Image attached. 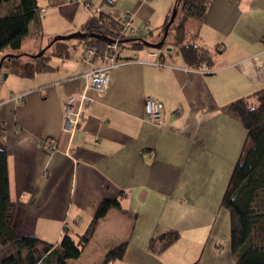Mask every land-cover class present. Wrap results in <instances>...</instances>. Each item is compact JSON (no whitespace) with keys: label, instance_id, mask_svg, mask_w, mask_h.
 <instances>
[{"label":"crops","instance_id":"1","mask_svg":"<svg viewBox=\"0 0 264 264\" xmlns=\"http://www.w3.org/2000/svg\"><path fill=\"white\" fill-rule=\"evenodd\" d=\"M176 3L38 0L48 44L81 31L93 16L117 18L127 12L157 43ZM256 10L264 13V0L211 1L198 36L188 37L217 54L211 72L188 67L179 48L164 55L151 45L124 49L109 69V88L87 91L95 103L74 132L65 128L66 99L86 89L85 73L108 62H84L82 45L76 59L55 65L54 57L51 71L32 78L4 75L0 148L8 154L16 231L52 243L66 233L79 240L100 203L112 199L121 210L108 212L91 241H112L100 249L101 261L109 250L128 243L124 259L111 264H145L143 259L233 264L230 239L222 242L226 226L219 221L223 189L215 184L231 174L247 136L227 107L240 99L254 101L264 89V19ZM48 44H33L21 53H37ZM151 52L161 55L163 65ZM147 97L163 104L161 126L146 119ZM51 141L57 145L54 152L48 149ZM171 231L181 233L179 241L162 254L150 252L151 240Z\"/></svg>","mask_w":264,"mask_h":264},{"label":"trees","instance_id":"2","mask_svg":"<svg viewBox=\"0 0 264 264\" xmlns=\"http://www.w3.org/2000/svg\"><path fill=\"white\" fill-rule=\"evenodd\" d=\"M211 1L177 0V15L169 29V33L172 31L174 35L172 44L179 48L186 65L193 69H208V72L214 70L217 54L188 42V37L198 36ZM10 2L13 5L8 13L0 14V72L6 68L8 73L5 75L15 74L23 78H32L55 69L52 59H69L72 49L78 46L95 48L103 57L108 51L107 43L116 40L120 42L121 52L127 48L139 49L158 44L171 21L169 19L162 28L158 42L152 43L147 38L150 30L140 36L126 35L118 18L102 13L91 17L81 31L54 37L46 48L27 54L18 52L24 41L28 37L37 40L43 38L38 0H0V7ZM72 39L78 41L70 43ZM166 44L167 39L163 48ZM8 49L13 53H7ZM166 53L171 54L169 51ZM226 111L239 120L247 132L221 203L230 214L231 256L233 264H264V89L256 93L254 101L237 100ZM16 209L17 202L10 194L8 154L0 148V247L6 250L4 254L0 252V264H73L72 261L78 260L94 239L108 212L111 209L121 210V204L117 200H103L79 240L66 233L59 243L34 235H20L14 225ZM180 237L178 231L162 234L151 240L149 250L153 254H162ZM127 244L109 250L99 264H111L124 259ZM193 264L203 263L198 260Z\"/></svg>","mask_w":264,"mask_h":264},{"label":"built area","instance_id":"3","mask_svg":"<svg viewBox=\"0 0 264 264\" xmlns=\"http://www.w3.org/2000/svg\"><path fill=\"white\" fill-rule=\"evenodd\" d=\"M123 24V33L130 36H140L148 30L147 26H136L134 24V14L127 12L117 17ZM107 53L101 57L98 50L95 48H87L84 52L82 60L86 63H93L96 58H102L108 62V67L103 69H94L83 75L86 81V89L79 95H72L66 99L65 113H66V125L65 128L69 132H74L78 129L83 121V116L87 110L95 103V98L87 94L88 90H93L97 93L105 92L111 82L109 69L114 67L119 62V54L121 52V46L119 40L107 43ZM151 56L158 58L161 66L162 58L158 53H150ZM4 80V76L0 77V81ZM145 116L146 119L152 122L156 126H161L163 123V104L158 100L147 97L145 100ZM48 149L50 152L57 150V145L53 141L49 142Z\"/></svg>","mask_w":264,"mask_h":264},{"label":"rangeland","instance_id":"4","mask_svg":"<svg viewBox=\"0 0 264 264\" xmlns=\"http://www.w3.org/2000/svg\"><path fill=\"white\" fill-rule=\"evenodd\" d=\"M12 5H13V3H11V2L10 3H4L2 5V7H0V14L6 15L8 13V9L11 8ZM257 6L259 7V5H257ZM254 14L257 15L258 17L259 16H262L263 19H264V13L263 12H260V11H257L256 10L254 12ZM173 36H174L173 35V32L171 31L169 33L168 37H167V44L166 45L168 46L169 49H172L173 52H176L178 50V47L176 45L172 44V42H173ZM47 41H48V39L45 36H43V38L40 39V41L39 40L35 41L32 38H28L27 41H25L23 43L22 48L18 52L26 51L27 48L30 47L31 45H33V44L39 45L40 42L43 43L44 46H46V44H48ZM77 41H78L77 39H75V40L72 39L70 41V43H72V42L73 43H76ZM167 46H165L164 48L158 49L159 52H162V51L165 52L166 49H167ZM6 52L7 53H13L12 50H10V49L6 50ZM76 53H77V49H72V57H70V58H72V59L75 58L76 59ZM58 61L60 62V59L59 58H58L57 61L56 60H53V64H55V65L58 64ZM5 73H8L7 70H6V68H4V69L1 70L0 77L1 76H4ZM233 170L234 169L232 168V165H231V174L228 177H226V179H224V181H222V183H218L217 185L215 184V187L216 188H219V187L222 186V189H223V193H222V196L220 198V202H219L218 208H220V210H221L220 211V215H219V217H220L219 221H220L221 225L223 223L225 224L226 227H225L224 231H226V235H228L226 238L223 239L224 241H222V242H224V243H225V240L230 239V214H229V211L226 208H224L221 203H222V198H223L224 192L226 190L225 188L228 185V182H229L230 177H231V175L233 173ZM218 211H219V209H218ZM224 220H225V222H224ZM228 232H229V234H228ZM222 233H223V231H222ZM104 241L105 240H102L101 243L100 242H97L95 244H93V242H92L89 245V247L83 252L82 256L78 260L72 261V263L73 264H98L101 261V258L103 257L102 256V252L103 251L100 252V249L104 245L110 244L112 242L110 240H107V242L104 243ZM110 246H112V245H110ZM104 248H107V247L105 246ZM0 252H1V254H4V253H6V250L0 247ZM143 262L145 264H150L149 261L144 260V259H143ZM216 262H218V261H216Z\"/></svg>","mask_w":264,"mask_h":264},{"label":"water","instance_id":"5","mask_svg":"<svg viewBox=\"0 0 264 264\" xmlns=\"http://www.w3.org/2000/svg\"><path fill=\"white\" fill-rule=\"evenodd\" d=\"M176 15H177V11L175 10V12H174V14H173V16H172V19H171V21H170V23L167 25V28H166V30H165V34H164L163 39H162L161 42H159L158 44H152V45H151L152 47H154V48H156V49H161V48H163V46H164V44H165V42H166V39H167V37H168V33H169L170 26H171L172 22L175 20ZM0 69H1V67H0Z\"/></svg>","mask_w":264,"mask_h":264}]
</instances>
